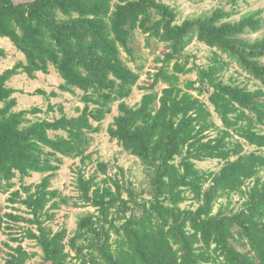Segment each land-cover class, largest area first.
<instances>
[{
    "label": "trees",
    "instance_id": "obj_1",
    "mask_svg": "<svg viewBox=\"0 0 264 264\" xmlns=\"http://www.w3.org/2000/svg\"><path fill=\"white\" fill-rule=\"evenodd\" d=\"M231 16L216 9L179 24L175 9L160 0H0V39L24 56L0 74V194L25 212L0 206V234L10 231L16 243L4 244V264H30L38 256L24 249L25 240L41 252L36 264H264V38H243L260 30V11L226 21ZM136 32L167 53L133 108L125 100L140 76L121 52L133 56ZM192 42L209 49L206 66H189ZM233 64L248 78L225 80ZM51 67L62 80L59 92L81 93L79 115L68 118L51 103L45 112L15 111L8 82L47 76ZM194 72L195 80L181 81ZM250 81L259 88L250 90ZM32 95L58 96L39 89ZM114 103L118 114L107 133L142 166L148 188L139 192L119 178L121 169L108 176L104 163L97 164L103 179L83 175L88 135ZM55 110L60 116L52 120L29 118ZM77 158L71 205L93 212L79 216L69 237L66 228L48 225L70 204L50 185L63 159ZM208 160L219 162V170L197 166ZM32 174L43 178L26 186ZM19 223L26 228L16 237Z\"/></svg>",
    "mask_w": 264,
    "mask_h": 264
},
{
    "label": "rangeland",
    "instance_id": "obj_2",
    "mask_svg": "<svg viewBox=\"0 0 264 264\" xmlns=\"http://www.w3.org/2000/svg\"><path fill=\"white\" fill-rule=\"evenodd\" d=\"M33 0H14V3H22ZM162 3L169 5L174 8L177 14V23H181L186 19H192L199 16L209 15L216 9H221L224 12L231 13L232 16L228 22H235L240 19L243 15L248 13L260 11L261 27L258 32L252 33L247 32L244 35V39L254 41L256 39L264 38V0H160ZM130 46L133 47V56L130 58L125 52H121L124 62L134 72L139 74V80L133 89L132 95L125 100L129 107L135 108L141 100L142 95L145 91L141 90L140 87L148 86L152 80L149 78V74L156 72L162 65L159 62L163 56L167 53L166 48L163 44H158L154 40L148 39L145 35L140 32L134 34V39L131 41ZM0 50L3 51L4 56L0 55V74L12 68L17 62H23L24 56L18 52L15 47L7 40L0 39ZM187 54L190 57L189 66L204 67L207 65V57L209 55V49L202 44L192 42L187 48ZM260 63L264 65V58L260 60ZM237 67L233 64L232 69L224 73L225 80L230 77L238 78L239 80H245L248 78L243 73L241 77L236 73ZM196 73H192L187 76H182L181 81L195 80ZM62 83L59 75L51 67L49 75L38 74L35 80L27 78L24 74L13 77L7 84L8 87L12 88L16 93L13 95L17 99V106L15 111L29 110L33 107L40 108L43 112L46 111L48 103H51L55 107L62 106L64 112L68 118L77 117L79 113L76 112V108H82L83 104L80 102L81 93L76 91L75 95L68 93L59 92L57 87ZM247 86L250 90L259 88V84L253 81L247 82ZM163 86H158L156 92L159 93ZM43 90L46 93L54 91L58 94L57 98L46 99L37 95H32L35 90ZM202 101L207 103V95H203ZM212 110V108L210 107ZM118 114L117 103L112 104V112L107 115L105 119L99 125L97 131L93 134L88 135L89 146L87 148V154L90 158L85 161L82 168L83 175L90 177L95 174L98 180L103 179L104 175L97 170L98 163H104L107 165V175L113 176L117 173L118 169L122 170L119 174V178L128 184L133 186L136 192H139L142 187H147V179L143 171L142 166L138 160L132 156H129L118 146L115 140H110L107 129L111 125L113 117ZM60 115L55 110L53 113L39 114L36 117H31L33 121L37 119H48L52 120L58 118ZM216 123L219 125V120L215 118ZM97 124L93 123L95 127ZM52 136V133H49ZM211 136L214 134L211 133ZM245 150L252 151L253 148L245 146ZM197 166L201 169L218 171L220 168L219 162L216 160H208L205 162L197 163ZM79 159H63V164L60 170L55 174L51 180V189L58 190L63 198H66L70 204L62 205L58 211H55V219L48 225L56 231L64 227L67 229L68 236L70 237L76 227L79 216L84 215L86 212H93L90 207L81 206L74 208L71 203L77 197L76 190V177L77 170L80 168ZM264 177V172L262 173ZM43 175L32 174L31 177L24 179L26 186L35 185L40 182ZM16 187L14 190L19 188L18 180L15 181ZM126 197V196H125ZM8 195L0 194V206L5 209L4 212H13L25 216L24 207L21 205H11L7 202ZM236 199V197H235ZM188 206L184 204L182 207ZM12 207L19 209L11 210ZM12 231L16 237L23 234V229L26 225L19 223L14 225ZM9 232L4 231L0 234V264H4L5 253L7 248L4 246L8 243L12 247L16 246V243H12L9 240ZM24 249L28 252H36L37 257L29 261L30 264H36L41 261V252L35 246L34 242L25 240L22 243Z\"/></svg>",
    "mask_w": 264,
    "mask_h": 264
}]
</instances>
